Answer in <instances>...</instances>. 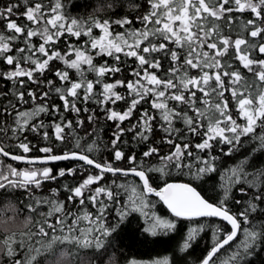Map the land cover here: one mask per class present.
Here are the masks:
<instances>
[{
    "label": "snow or ice",
    "instance_id": "obj_1",
    "mask_svg": "<svg viewBox=\"0 0 264 264\" xmlns=\"http://www.w3.org/2000/svg\"><path fill=\"white\" fill-rule=\"evenodd\" d=\"M67 9V0L0 4V195L24 191L19 211L34 214L25 232L0 227V264H72V249L53 250L64 242L103 252L131 214L148 216L156 202L175 219L151 213L145 233L168 234L180 220L195 226L172 256L129 264H189L188 253L209 229L211 244L195 264H247L264 247V0H106L85 19ZM100 57L107 59L98 64ZM56 62L61 67L53 68ZM29 134L46 142L37 149L43 156L28 155L36 147ZM69 141L54 152L53 143ZM246 141L247 154L222 171L221 156H235ZM133 145L146 150L138 156ZM104 152L110 159L98 155ZM60 161L75 164L56 172L47 166ZM173 169L188 181L153 186L150 174L164 178ZM76 175V184L61 186L67 204L57 188L39 194L45 182ZM213 176L219 190L210 202L195 182ZM76 204L75 211L67 207ZM212 218L222 223H200Z\"/></svg>",
    "mask_w": 264,
    "mask_h": 264
},
{
    "label": "trees",
    "instance_id": "obj_2",
    "mask_svg": "<svg viewBox=\"0 0 264 264\" xmlns=\"http://www.w3.org/2000/svg\"><path fill=\"white\" fill-rule=\"evenodd\" d=\"M9 0H0V4H7ZM106 0H67L68 3V12L72 16H79L81 19L90 18L95 13L96 8L101 7L103 3H105ZM23 9H21L22 11ZM125 10L118 9V14H124ZM98 16H107V12H100L97 14ZM115 18V17H113ZM244 18H250L248 14L244 15ZM20 23H23V20L18 21ZM138 26V25H137ZM58 47L63 48V44L61 43ZM104 59H107L106 57H100L96 60V63H102ZM111 62V61H110ZM53 68H59L61 67V64L59 62H56L52 65ZM247 75V73H245ZM74 75V74H73ZM121 74H118L116 78H119ZM124 76H127V68L125 72L123 73ZM46 79H54L51 73H48L45 77ZM89 78H93L91 75H89ZM57 83H59L57 81ZM4 85L0 83V87H3ZM29 87H35V85H29ZM123 91V89H120ZM53 102L54 103H60L58 99H55V95L53 94ZM89 107H95V105H89ZM117 110H120L123 108L122 104H118ZM86 114L82 113L81 118H85ZM41 119H43L46 123L51 119L48 116H42ZM68 119H73L72 114H68ZM101 125L105 126L109 131L113 127L110 123L107 125H104V122L101 120ZM88 127L87 123L85 125ZM181 125L177 124V127H180ZM109 131H105L104 133V139L107 140L109 138ZM160 133H156L155 139H158ZM28 139L31 140L32 144L36 147L33 148V150L28 154L30 156H42L43 153H40L37 149L39 147H43L46 145V142L40 139L39 137L33 136L32 134L28 135ZM124 139H130L129 136L124 137ZM246 146L243 150L239 151L235 156H221V160L218 161V164L223 171L226 167L234 166V162H239V159L247 154V149L251 147L250 144L245 142ZM71 146V141L68 142L67 145L63 144H57L53 143L54 152L60 153L61 151L65 150L66 147ZM133 148H135V151L137 152V155L141 152H143L145 149L144 145H140L139 147H135L133 145ZM162 153L167 151L166 146H161ZM131 151V149H129ZM218 151V150H217ZM101 155L103 159H110L107 152H104ZM261 159H264L262 157ZM118 166L120 167H127L126 162H117ZM150 163H156L155 159H152ZM75 164L73 161H63L59 163H53L50 165H47L48 167H51L54 172H56L60 168H68ZM15 166H24L21 164H14ZM41 167V165L37 166ZM152 179L151 182L154 187H159L163 185L164 181H188V177L185 175L177 174L175 169L172 170V173L168 177L161 178L158 173H152L150 174ZM113 179L111 176L108 177L109 182ZM124 178H120V180H123ZM128 179H133L132 177H129ZM217 177L213 176V178L210 181L206 182H195L196 186L198 187V190L201 192V194L208 199L210 202H215L217 192H218V185H217ZM81 180V175H76L75 177H63L55 182H45L42 185V191L39 193L41 195L47 194L50 189L57 188L59 189V195L57 199L64 201L67 204L66 197L68 195L67 192L63 190L61 187L63 184L68 183L69 185H74L78 181ZM28 194L25 193L22 190L12 191L9 190L8 193L0 195V218L2 217H10L11 215H16L17 219L20 221V226L15 228H8L6 230H9V232H16L19 234L20 232H25L27 229L25 228V219L30 214L27 212H21L19 211L22 207V203L27 202ZM240 197L237 196V199ZM124 199L123 197L121 198ZM150 199L153 202L158 201V198L156 197H150ZM67 207L72 208L73 211H75L76 208L79 207L78 204L73 207V205H67ZM90 209V206H87ZM229 207L233 212H236L240 209L239 205H236L234 203H230ZM15 209V211H13ZM91 210V209H90ZM40 211H47V208H41ZM117 211V208L115 205L112 206L111 210L109 211L108 215L109 217L114 220L115 213ZM151 213H155L156 216H159L161 218L166 219H175L171 216V214L164 208L161 202H156L155 208H152L150 210V213L148 216L141 215L140 213H133L128 217V220L125 222L123 228L120 230L119 235L116 237L111 238L110 245L106 248L105 251L100 252H93L91 250H83L78 249L77 246H74L70 242H64V243H56L53 244V250L60 251L63 250L67 252L69 249H72L73 252V260L72 264H80V261H83V264H97L98 258L104 259V264H112V260H118L119 264H129L131 259H136L138 261L144 262V261H150L155 258H163L164 256H172L174 252L177 251L178 245L182 243V237L185 236L186 230L188 227L195 226L193 222L180 220L177 222V228L173 232H169L168 234L158 233L156 236H152L149 233L144 232V228L148 227L150 222H152V215ZM14 218V217H13ZM54 220V218H53ZM200 223H206L208 225H216L221 224L222 222L218 219H209V220H201ZM84 226H87V221L84 222ZM1 227V226H0ZM65 235H68L67 232L64 233ZM2 235V233H0ZM56 235H60L59 232L56 233ZM243 239V236L238 237V240L236 243H238L240 240ZM211 244V231L210 229L206 234L202 233L201 237L198 238V242L195 243L194 247L191 249V251L188 253V260L189 264H195V261L202 257L205 253V250L210 246ZM235 247V244L233 245V248ZM229 250V254H230ZM78 254L80 259H76V255ZM224 259L227 258V256L222 257ZM47 263V259L44 260V264ZM247 264H264V247H257L254 253H252L249 257H247Z\"/></svg>",
    "mask_w": 264,
    "mask_h": 264
},
{
    "label": "rangeland",
    "instance_id": "obj_3",
    "mask_svg": "<svg viewBox=\"0 0 264 264\" xmlns=\"http://www.w3.org/2000/svg\"><path fill=\"white\" fill-rule=\"evenodd\" d=\"M6 163H11V162L6 160ZM11 164H13V163H11ZM13 166H15V165L13 164ZM15 167H17L18 169H22V168H24L26 166H24V167L23 166H15ZM15 216L16 215H11L10 216L11 218H9V217L8 218H6V217L5 218L4 217L0 218V219H8L6 223H0V226L2 228H4V229L19 227L20 226V221Z\"/></svg>",
    "mask_w": 264,
    "mask_h": 264
},
{
    "label": "water",
    "instance_id": "obj_4",
    "mask_svg": "<svg viewBox=\"0 0 264 264\" xmlns=\"http://www.w3.org/2000/svg\"><path fill=\"white\" fill-rule=\"evenodd\" d=\"M59 154V153H58ZM30 156V155H29ZM43 156V155H42ZM9 162H12V163H17V162H15V161H9ZM60 162H63V161H60ZM74 162V161H73ZM55 163H59V162H55ZM19 164H23V163H19ZM50 164H53V163H50ZM50 164H48V165H50ZM23 165H25V164H23ZM168 182H173V181H168ZM175 182H182V181H175ZM184 182V181H183ZM162 186V185H161ZM157 198V197H156ZM162 203V202H161ZM162 205H163V203H162ZM164 206V205H163ZM164 208L167 210V208H166V206H164ZM168 211V210H167ZM214 219H218V218H214ZM219 220V219H218Z\"/></svg>",
    "mask_w": 264,
    "mask_h": 264
},
{
    "label": "flooded vegetation",
    "instance_id": "obj_5",
    "mask_svg": "<svg viewBox=\"0 0 264 264\" xmlns=\"http://www.w3.org/2000/svg\"><path fill=\"white\" fill-rule=\"evenodd\" d=\"M24 167V166H23ZM27 167V166H26Z\"/></svg>",
    "mask_w": 264,
    "mask_h": 264
},
{
    "label": "bare ground",
    "instance_id": "obj_6",
    "mask_svg": "<svg viewBox=\"0 0 264 264\" xmlns=\"http://www.w3.org/2000/svg\"><path fill=\"white\" fill-rule=\"evenodd\" d=\"M214 219V218H213Z\"/></svg>",
    "mask_w": 264,
    "mask_h": 264
}]
</instances>
